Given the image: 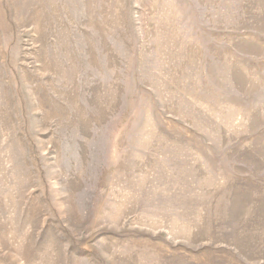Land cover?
Wrapping results in <instances>:
<instances>
[{"label":"rangeland","instance_id":"1","mask_svg":"<svg viewBox=\"0 0 264 264\" xmlns=\"http://www.w3.org/2000/svg\"><path fill=\"white\" fill-rule=\"evenodd\" d=\"M0 264H264V0H0Z\"/></svg>","mask_w":264,"mask_h":264}]
</instances>
